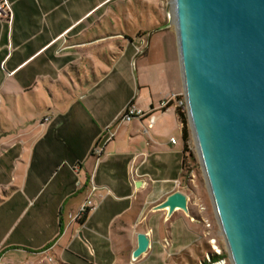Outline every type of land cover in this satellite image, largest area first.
I'll return each instance as SVG.
<instances>
[{
    "label": "crops",
    "instance_id": "0c3cea01",
    "mask_svg": "<svg viewBox=\"0 0 264 264\" xmlns=\"http://www.w3.org/2000/svg\"><path fill=\"white\" fill-rule=\"evenodd\" d=\"M4 1L10 15L0 16V104L17 100L19 90L33 92L38 106L48 107L46 96L39 93L40 78H46L51 87L61 85L69 91L89 88L69 106L78 108L76 115L69 117L71 110L61 115L64 118L57 130L53 125L57 119L47 116L49 130L38 140L33 135L31 165L20 192L21 212L16 217L12 211L4 225L0 221V264H7L6 258L11 264L140 263L163 248L152 235L159 236L161 229L151 224L149 216L155 223L163 221L173 255L181 249L173 245V230L181 242L199 240L202 230L191 214L176 210L169 216L168 210L156 209L176 191L190 198L182 188V123L176 106L159 110L152 88L146 85L138 88L137 95L135 90L125 92L116 84L102 88L107 72L94 83L82 82V61L100 65L103 60L108 62L114 42L121 54L127 43H133L121 33L91 35L98 22L91 19L92 12L108 0H0V4ZM75 73L82 82L80 89L74 83ZM175 83L174 89L163 93L159 104L168 95L184 92L181 67ZM51 87L46 89L52 91ZM96 91L99 94L91 98ZM126 103L144 112L154 110V127L145 132L148 118H135L105 143L108 128ZM25 133L32 135L33 129ZM99 145L101 154L95 151ZM89 199L95 207L80 222L77 215ZM69 204L73 205L70 209ZM139 233L150 235L151 246L133 262ZM124 240L128 247H118Z\"/></svg>",
    "mask_w": 264,
    "mask_h": 264
},
{
    "label": "water",
    "instance_id": "95a60500",
    "mask_svg": "<svg viewBox=\"0 0 264 264\" xmlns=\"http://www.w3.org/2000/svg\"><path fill=\"white\" fill-rule=\"evenodd\" d=\"M189 126L232 264H264V0H171ZM157 210L189 213L171 194ZM139 233L132 260L148 252Z\"/></svg>",
    "mask_w": 264,
    "mask_h": 264
},
{
    "label": "rangeland",
    "instance_id": "374dc122",
    "mask_svg": "<svg viewBox=\"0 0 264 264\" xmlns=\"http://www.w3.org/2000/svg\"><path fill=\"white\" fill-rule=\"evenodd\" d=\"M170 1L108 0L107 3L100 6L99 10L93 11L91 19L98 22L96 23L97 28H91V35L100 34L105 37L121 33L123 36L131 38L133 43H127L125 53L121 54L118 42H114L113 45L108 42L107 45L109 47L112 45L113 49L108 51V62L103 60L100 65L96 62L91 64L89 59L82 61L84 67V70L80 71L82 82L94 83L98 78H103V73L107 72L108 79L102 83V88L116 84L120 90L125 92L135 90L137 95L138 88L145 85L150 86L155 102L160 105L158 101L163 93L174 89L175 74L180 71L175 26L170 24V27L158 30L170 23L168 14ZM86 24H90V21H87ZM121 42L126 43L125 41ZM92 59L95 60V57L92 56ZM69 69L72 73L71 68ZM65 77L72 86L71 80L67 76ZM73 79L75 86L80 89L82 82L79 79V74L75 73ZM39 82V93L46 96L44 100L48 107H39L33 98V92L24 93L19 90H17V100L12 99L10 104L6 102L0 104V221L3 225L10 218L12 211H15L16 217L21 212L22 195L20 192L31 165L30 153L33 147V135L38 140L43 132L49 130L51 122H49V118H45L47 116L57 119L53 123L54 130H57L60 121L64 118L61 115L66 114L69 110L72 111L69 117L76 115L78 108L69 106L75 98L81 97L89 88L86 85L82 87L81 91H69L63 89L61 85L51 87L46 78L45 80L40 78ZM49 86L52 91L46 89ZM99 92L92 93L90 97L95 98V93L99 94ZM170 96L168 95L163 100ZM128 106L129 103H126L117 120L108 128L110 129L109 134L122 132L131 123L132 120L124 119ZM44 120L45 122H43ZM30 129H33V134H26L25 132ZM104 132L102 131L101 135ZM189 144L195 159L185 168L182 188L189 193V214L193 216V222L202 230L201 238L197 241L189 238L181 242L173 230L170 232L173 245L175 244L178 249L181 248L179 253L173 255L175 251L172 250V244L163 221L155 223L154 219L149 216L151 224L153 223V226L156 224L161 229L159 236L156 233L152 235L163 248H161V252L157 250L155 256L136 264H211L215 262L213 255L219 256L224 253H227L226 264H232L192 137ZM98 148L102 149L100 145ZM68 207L70 209L73 205L69 204ZM68 218L70 216L67 214ZM212 240H215L214 246L218 248L220 254L214 250ZM118 247H128L126 240ZM4 262L11 264L8 258Z\"/></svg>",
    "mask_w": 264,
    "mask_h": 264
},
{
    "label": "built area",
    "instance_id": "2783aa9c",
    "mask_svg": "<svg viewBox=\"0 0 264 264\" xmlns=\"http://www.w3.org/2000/svg\"><path fill=\"white\" fill-rule=\"evenodd\" d=\"M10 15V11H9V7H8V3L6 1H4L3 3L0 4V16H9ZM174 104L176 106L177 109H179L181 111V113L185 114L188 117L189 120V108H188V103H187V99L185 96V93H181V94H174L171 95L168 99L164 100L161 104H160V109L159 110H163L168 108L170 105ZM135 118L138 119H144V118H148V124L145 128V132H147L148 130L152 129L155 125L156 122V116L154 115V110H151L149 112H144L142 110H139L137 108H135L133 105L132 106H128L125 114H124V119L126 120H133ZM115 137V134L110 133L106 138H105V143H108L110 141H112ZM193 138V137H192ZM172 143L176 144L177 140L175 138H172ZM190 143V142H189ZM95 151L97 154H101L102 153V149L101 148H95ZM95 205L94 202L89 199L87 200L82 207L79 210V213L77 215V219L80 220L82 219L84 216H86L92 209H94ZM214 250L220 254V251L218 250V248L216 246H214L215 244V240L211 241ZM211 264H226V259L222 258L219 259Z\"/></svg>",
    "mask_w": 264,
    "mask_h": 264
},
{
    "label": "trees",
    "instance_id": "16d2710c",
    "mask_svg": "<svg viewBox=\"0 0 264 264\" xmlns=\"http://www.w3.org/2000/svg\"><path fill=\"white\" fill-rule=\"evenodd\" d=\"M141 35H145V34H141ZM133 103L129 104V106H132ZM177 113L179 115V119L182 123V140H183V176H184V171L185 168L188 167V164L191 163L194 159H195V155L192 152V150L190 149V140H191V129L189 126V120L188 117L181 113V111L179 109H177ZM88 214L86 216H84L82 219H80V222H84L87 218ZM227 257V253H224L222 255H213V259L215 261L222 259V258H226Z\"/></svg>",
    "mask_w": 264,
    "mask_h": 264
}]
</instances>
